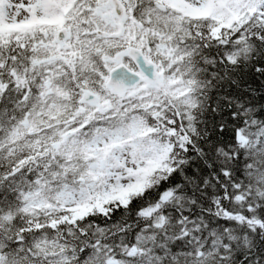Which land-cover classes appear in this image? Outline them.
<instances>
[{"label":"snow or ice","instance_id":"snow-or-ice-1","mask_svg":"<svg viewBox=\"0 0 264 264\" xmlns=\"http://www.w3.org/2000/svg\"><path fill=\"white\" fill-rule=\"evenodd\" d=\"M0 264H264V0H0Z\"/></svg>","mask_w":264,"mask_h":264}]
</instances>
